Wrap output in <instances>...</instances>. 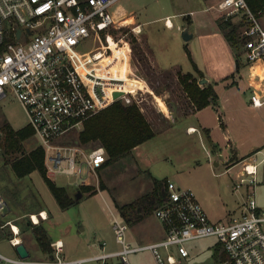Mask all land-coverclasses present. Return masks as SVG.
Segmentation results:
<instances>
[{
  "label": "rangeland",
  "instance_id": "rangeland-1",
  "mask_svg": "<svg viewBox=\"0 0 264 264\" xmlns=\"http://www.w3.org/2000/svg\"><path fill=\"white\" fill-rule=\"evenodd\" d=\"M217 1L117 0L114 3L116 16L120 19L118 23H121L114 32L116 37H125L131 41L134 73L117 79L108 91L117 88L123 93L126 88L136 91L139 87L138 98L156 130L155 135L139 143L136 146L138 148L133 149V154L100 167L97 175H91L89 183L79 185L74 175L66 173L49 176L57 184L65 186L69 194L76 198L68 207L59 204L38 169L19 177L23 184L11 186L10 189L12 191L14 188L17 196L21 194L28 197L24 205L44 204L52 211V219L45 223L47 233L54 239L63 238L66 242V257L81 258L97 254L102 251L100 242L104 239L108 250L120 248L112 227L113 213H119L116 202H127L141 195L151 188L155 177H166L167 180L172 178L183 186H191L212 220L228 219L241 207V190L234 189V182L238 180L237 172L242 169L243 161L254 154L260 160L257 191L260 202H264V105L259 108L250 106L247 102L249 91L241 90L245 86L252 90L246 79L248 69L243 39L235 44L227 40L225 32L229 27L223 28L219 22V18L224 19L226 15L216 7ZM168 14L175 24L173 27H167L165 22ZM198 17L203 18L199 24L188 21L189 18ZM210 17L216 19L220 31L225 35V42L218 36L207 34L213 25L204 19ZM260 17L264 23V13ZM126 18H132L133 21L122 23ZM231 20L238 24L239 37H242L243 21L240 15H233ZM138 23H143L142 30L136 32L133 27L137 25L139 29ZM184 27H188L191 33L195 28L198 31L185 39L182 33ZM113 49L114 53L107 56V59L128 66V60L123 56L124 47L115 43ZM188 49L193 52L196 64L209 71L217 67L218 63L222 66L226 60L239 54L241 68L236 75L240 79L237 81L242 82L240 86L235 85L236 82L232 80L234 75H231L229 80L224 81L225 84H215L219 108L211 104L195 113L197 109L179 77L187 71L200 77L194 61L188 55ZM170 62L177 64L164 67ZM219 114L223 115L222 122ZM198 118L202 125L211 126L212 132L202 128ZM6 120L14 127L29 123L23 105L11 95L0 99V126ZM84 124L85 120L80 126L60 136L58 142L76 143ZM191 125L197 129L190 131ZM1 135L2 132L0 184L4 188L7 179L12 180L9 171H13V168L3 167L10 164L8 158L14 154L5 150ZM37 144L39 140L34 134L24 142V149L28 150ZM83 145L89 147L93 143ZM16 187L22 190L21 193ZM78 189L82 191L79 198L76 197ZM82 226L85 229H81ZM164 234V224L154 212L130 224L129 238L134 244L151 242L162 238ZM33 239L38 240L36 237ZM186 245L190 254L182 257L178 264H213L216 259L226 256L224 247L215 235L187 240ZM41 247L48 253L46 257L52 255V248L46 250ZM9 248V241L1 239L0 234V251L5 253ZM128 259L130 264H156L150 248L132 251ZM107 260L120 264L119 256ZM82 264L103 262L102 259L94 258L86 259Z\"/></svg>",
  "mask_w": 264,
  "mask_h": 264
},
{
  "label": "built area",
  "instance_id": "built-area-1",
  "mask_svg": "<svg viewBox=\"0 0 264 264\" xmlns=\"http://www.w3.org/2000/svg\"><path fill=\"white\" fill-rule=\"evenodd\" d=\"M116 1L0 0V99L11 95L23 105L44 148L50 177L66 173L74 175L79 185L91 182V175H97L108 158L106 147L99 143L89 147L79 142L59 143V137L116 99L135 101L143 109L139 87L118 96L114 95L117 88L108 91L117 79L134 73L131 41L116 37L114 32L121 24L113 7ZM216 7L226 17L240 15L247 65L257 60L264 64V23L260 15L247 0H218ZM169 18L166 16L165 22L173 26ZM138 24L139 29L133 27L136 32L142 30ZM111 39L124 47L128 66L107 59L114 53ZM251 73L247 78L252 88L250 100L260 106L264 104V88L256 86ZM258 78L264 77L259 74ZM218 116L222 122V114ZM259 162L251 154L237 172L234 189L241 190V207L228 219L212 220L191 186L168 178L166 196L154 210L164 224L162 238L134 244L129 238V221L114 212L112 227L121 245L118 249L108 250L104 239L99 253L68 258L65 242L59 237L51 241V256H9L0 251V264H82L94 258L114 264L107 260L114 256L120 257V264H130L128 254L142 248L151 249L156 264H178L190 254L186 241L207 235L217 236L225 249L226 256L213 264H264V202H260L257 191ZM2 199L0 193V204ZM39 213L45 217L42 211ZM35 214L30 216L38 222ZM13 228L19 233V228ZM10 240L14 245L21 242L16 235Z\"/></svg>",
  "mask_w": 264,
  "mask_h": 264
},
{
  "label": "trees",
  "instance_id": "trees-1",
  "mask_svg": "<svg viewBox=\"0 0 264 264\" xmlns=\"http://www.w3.org/2000/svg\"><path fill=\"white\" fill-rule=\"evenodd\" d=\"M247 1L250 7L259 15L264 13V0ZM223 14L225 15V13ZM219 20L221 27H229L225 35L232 44L242 41L243 38L239 37L238 24L233 22L230 16L224 19L219 18ZM188 55L193 60L189 49ZM235 59L236 71H239L241 68L239 54L236 55ZM245 63L247 64L246 61ZM194 64L200 73V77L204 76L203 70L199 68L195 61ZM179 77L184 90L188 93L196 109L203 108L211 103L216 104L219 95L215 83L200 84V77L192 71H187ZM1 132L2 144L5 150L14 154V156L8 158V163H10L17 176H25L38 169L47 180L62 207H68L76 201V198L69 194L65 186L57 184L46 174L43 146L37 144L28 150L24 149V142L34 135V129L29 123L21 127H14L6 120L0 126V134ZM155 133V128L138 103L116 99L85 119L84 127L79 131L77 142L103 144L108 151V158L103 164V166H106L123 156L133 154V149L139 143L152 137ZM166 182V177H155L151 188L141 195L127 202H116L120 214L130 224L139 222L152 214L166 196ZM5 217L0 212V226L6 221ZM29 224L36 228L37 237L44 249L51 250L52 247L46 228L42 224L32 221L31 217H29Z\"/></svg>",
  "mask_w": 264,
  "mask_h": 264
},
{
  "label": "crops",
  "instance_id": "crops-1",
  "mask_svg": "<svg viewBox=\"0 0 264 264\" xmlns=\"http://www.w3.org/2000/svg\"><path fill=\"white\" fill-rule=\"evenodd\" d=\"M165 19H166V17H165ZM201 20H203V18H200V17H198L196 19H194V18H189L188 19V21H190L191 23H194V24H199L201 22ZM204 20H209L210 23L213 25L210 28V30L207 32V34H209L211 36H218L219 39H221V40H223V42H225L224 41L225 40V37H224L225 35L223 34L222 31H220L216 19H214L213 17H210L209 19L205 18ZM141 24H143V23H141ZM174 25L175 24L173 22V26ZM173 26H167V27H173ZM189 31H190V29H189ZM196 31H198V28L197 29L195 28L193 30L192 35H194V33ZM229 47H231V46L229 45ZM190 52H191V56L193 58V61H195L194 60V56H193V52L191 50H190ZM175 64H177V63L170 62L169 64H167L164 67L172 66V65H175ZM197 65H198V63H197ZM246 67L248 69V73H247L246 79L248 78L249 72L252 71L251 79L255 82L256 86L259 87V85H260L261 88H264V78H262V79L258 78L259 74L261 75V77H264V76H262V74L264 72V64H263V62L261 60H257L250 67L248 65ZM199 68L201 70H203L204 75L208 78L209 82L215 83L217 85V84L223 83L226 80H229L230 76L233 75V73L236 71V68H237L236 67V59H235V56H233L232 58H229L228 60H226L225 64H223L222 66L218 63L217 67L211 68L210 71L206 70V69H204V68H202L200 66H199ZM237 73H238V71H236V73L234 74V77L232 78V80L234 79V81L236 82V83H234L235 85L240 86L242 81H237L239 79V76L236 75ZM223 84H225V82ZM244 89L249 91V93L247 95V102H248V104L250 106H252L254 108H259V107L264 105V104H262L260 106H254L251 103V100H250L251 90L248 89V88L246 89V86L244 88H241V90H244ZM156 96H157V94H156ZM157 102L161 106V103L159 102L158 97H157ZM211 104L214 105L215 107L216 106L218 108L220 107L219 106V100H218V102L216 104H214V103H211ZM211 104H208L206 106H210ZM161 108H162V106H161ZM203 108L197 109L195 113H197V112L199 113L201 110H203ZM222 118H223V115H222ZM198 120H199L198 123H199V125L202 128H209L210 132H212V127L211 126L202 125L200 123V121H201L200 118H198ZM137 146H139V145H137ZM135 148H138V147H135ZM8 166H11V165L10 164H6V165H4L3 168L5 169ZM9 172H10V179H12V180L10 181V180L7 179L8 183H5V185H8L9 187H5V185H4V188H3L1 186V184H0L1 196L5 200H7V203H8V209L6 210V212L3 213L2 211H0L2 215L6 216L5 217L6 221L0 226V234H1V239H7L9 241V244H10L11 248L8 249V252H5V253L3 251H1V252L6 254V255H9V256H17V255H19V253H18V251L16 249V245H14L11 242V240H10L11 237L16 235V236H19L21 238V241L24 242L25 245L27 246V248L29 250V256L30 257H32V258H43V257H46V255H48V253L45 250L42 249L40 244H38L39 243L38 242L39 239L36 240V241L33 239L34 237L38 238L37 237V231H36V228L33 225L29 224V217H31L30 215L32 213H37L40 219H39L38 222H35V223L42 224L46 228V231H47L48 228L45 225V223L49 219H52V216L54 214L52 213V211L48 210L47 206H45L44 204H34V205H29V206L24 205L23 202L28 200L27 199L28 197H26L24 195H21V194H19L17 196L16 195V190L14 188H13L14 191L12 190L13 192L10 190V189H12L11 186L14 187V185L15 186L22 185L23 182H21V180L18 179L20 176H17L15 174L14 170L13 171H9ZM13 174H14V176H12ZM0 181H1V178H0ZM5 189H7L8 192L5 191ZM16 189H17V191H19L21 193L22 190H20L17 187H16ZM43 210L47 211V214H48L47 217H43L39 213L40 211L43 212ZM13 225H17L18 226L19 233H17V234L15 233ZM81 229H85V226H82ZM29 232H31L32 235H30ZM47 235H48V233H47ZM48 238L50 240V243L54 239L50 235H48ZM65 244H66V242H65Z\"/></svg>",
  "mask_w": 264,
  "mask_h": 264
},
{
  "label": "water",
  "instance_id": "water-1",
  "mask_svg": "<svg viewBox=\"0 0 264 264\" xmlns=\"http://www.w3.org/2000/svg\"><path fill=\"white\" fill-rule=\"evenodd\" d=\"M182 33L185 39H188L189 37L192 36V33L189 31L188 27H184L182 29ZM208 80V78L206 76L202 77L199 81L200 83H204ZM122 94V92L120 90H115L114 95L118 96ZM82 196V191L81 189H78L76 192V197L79 198ZM8 209V203L7 200H5L4 198L1 200V204H0V210L4 213L6 212V210ZM16 249L19 253L20 256L22 257H27L29 256V250L27 248V246L25 245L24 242H19L16 244Z\"/></svg>",
  "mask_w": 264,
  "mask_h": 264
},
{
  "label": "bare ground",
  "instance_id": "bare-ground-1",
  "mask_svg": "<svg viewBox=\"0 0 264 264\" xmlns=\"http://www.w3.org/2000/svg\"><path fill=\"white\" fill-rule=\"evenodd\" d=\"M131 21H133V19L132 18H126V19H124L123 21H122V23H126V22H131ZM168 22L171 24L173 21H172V19L171 18H169L168 19ZM138 29V28H137ZM111 41H112V46L115 44V41H114V39H111ZM130 91V88H126L124 91ZM197 128L195 127V125H192L191 127H190V130L191 131H193V130H196ZM251 167V166H250ZM44 215H45V217H47V211L46 210H43V212H42ZM34 218H35V220L36 221H39V216L37 215V214H35L34 215ZM15 227L16 228H18V226L17 225H15Z\"/></svg>",
  "mask_w": 264,
  "mask_h": 264
}]
</instances>
